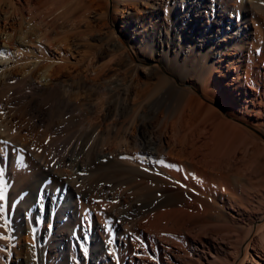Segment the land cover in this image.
I'll return each instance as SVG.
<instances>
[{"label": "bare ground", "instance_id": "6f19581e", "mask_svg": "<svg viewBox=\"0 0 264 264\" xmlns=\"http://www.w3.org/2000/svg\"><path fill=\"white\" fill-rule=\"evenodd\" d=\"M29 1L0 0V185L12 187L10 219H18L12 229L17 237L7 229L8 263L28 247L27 256L36 254L37 263L22 264H103L105 248L115 244V233L129 217L119 211L108 213L105 223L93 219L87 205L97 190L104 200L124 203L134 193L154 191L149 199H131L132 211L141 216L131 228L137 242L128 237L123 243L130 263L134 257L149 264L180 261L183 245L166 242L173 238L166 240L169 221L180 231L193 221L210 228L209 223L223 227L247 219L243 235L224 246V261L264 264V193L254 188L262 202L257 211L251 208L254 213L239 203L238 210L232 208L235 217L225 204L228 196L239 201L229 185L241 177L246 155L258 163L264 158V139L239 122L264 134V0H55L104 19L114 2L117 67L110 77L95 66L100 49L85 56L94 76L81 62L73 64L65 41L59 57L49 34L38 31ZM76 42L74 49L81 50ZM165 92L176 96V120L170 124L156 108ZM33 127L43 130L34 134ZM58 141L66 142L63 151L54 146ZM100 168L126 174L120 191L116 180L113 185L94 178Z\"/></svg>", "mask_w": 264, "mask_h": 264}, {"label": "rangeland", "instance_id": "374dc122", "mask_svg": "<svg viewBox=\"0 0 264 264\" xmlns=\"http://www.w3.org/2000/svg\"><path fill=\"white\" fill-rule=\"evenodd\" d=\"M45 1L48 2V0H30L29 1V4L27 6L30 9L34 10L33 11V19L36 20V23H37L36 25H37L38 31H40L41 33H48L49 36H50V38L52 39V42L54 43V45L57 46L56 48H54L56 50L57 55L60 57V54H62L59 51L60 50V47L62 46V44L64 43V41L67 42V44H70L69 45V47H70L69 49H71L70 50V55H71V60H72L73 64H75L76 62L79 64V62H81L82 70L86 71L88 69L86 71V74L94 76L95 75V73L93 71L94 67H91V65H88L89 60L86 57L88 55H92V53L95 52L97 49L98 50L100 49V51L102 52V55H100L99 59L95 61V63H96L95 66L96 67L98 66V68H99V70L101 72L102 77H103V75H106L108 77H110L111 75H113L114 72H115V70H116V67H117L115 61L112 60L113 39H111V38H113V34H111V33H113L112 32V30H113L112 24H113V16H114V2L110 1L108 18L107 19H104V16L103 17H100L99 15H97V12L96 11L95 12L92 11L89 14L82 15V13L79 12V10H75L73 8H67L66 5H63V7L65 6L63 8L62 7V4L59 5L60 3H57L55 0H49L48 3H46ZM54 2H55V4H54ZM56 3H57V5H56ZM30 6H32V8ZM69 10H71V11H69ZM35 11H36L37 14H34ZM73 11L74 12L76 11V12L74 13ZM80 14H81V16H80ZM37 19H38V21H37ZM123 20H124L123 18L122 19L120 18V22H119L120 25L121 24L123 25V22H124ZM120 25H116L118 31H122L123 30ZM127 25L128 24H124V27H127ZM23 28H26V26L23 25ZM110 34H111V37L108 38V36ZM77 40H78V42H80L82 44V46H81L82 48H80L81 50L74 49V45L73 44L77 43L76 42ZM120 40L124 44L127 43L126 40H125V38H120ZM62 41H63V43H62ZM69 42H71V43H69ZM92 50H94V51H92ZM84 58L87 59L88 61L85 60ZM133 58H134V60L136 62H138V60L141 58V54L136 53V55H133ZM158 65L160 66V64H158ZM75 69L76 68H75V65H74V68H72L73 75H76V70ZM106 76H104V77H106ZM175 97H176L175 94L169 93V92H165V93H163L161 95V97H159V99H158V101L156 103V108L161 109L162 112H163L162 113V121L163 122H167L168 124L173 123L176 120L174 111H172V109L174 108L173 106L176 105V103H175ZM159 105H160V107H159ZM239 122H241L250 132H252L253 134H255L258 138H263L264 139V134L262 133V130L259 127L254 126V125H251L247 121H239ZM39 129H40V127H37V128L36 127H33L32 128V132L34 131L33 133L36 134V132H40V131L43 130L42 128L40 130ZM35 130H36V132H35ZM71 138H72V136H71ZM59 142L61 144H64V145L66 144V142L65 143H62L61 141H58V143ZM58 143L56 144V142H55L54 143L55 145L54 144L53 145L54 146H57L58 145V147L61 148V151H63V148L66 147V145L64 146V145H60V143L59 144ZM246 158L248 160V164L246 166L247 168L244 166L246 169H244V167L242 168L243 169L242 171L244 172V173L242 172V175H244V176L248 175V177L252 176V178L250 177V180L253 179L254 180L253 182H255V183H253L252 181L249 182V178L243 177L242 175L240 177L241 179L239 177H238V179H236L237 178L236 177V178H232L230 180V185H229L230 189H232V191L234 189L235 194H237V199L239 198L238 199L239 201H241L240 199L243 198L242 199V202L243 203L245 202L243 204L242 202L235 201V199H233V200L230 199L228 201L229 196L226 195V196H228V199L225 200V204L227 203V205H228V206L226 205V207L228 208L227 210L230 211L229 213H232L233 215H235V217L237 216L236 210H238V207L241 206L240 204L244 205L245 207L247 205V207L249 208V211H252V213H254V210H252V209L254 208V209H256L255 211H257V208H259V206L261 205V203L264 201V200H261L262 201L261 202L260 199H258L259 198V195H260L259 193L260 192L262 194L264 193V191H263V189H264V185H263V181H264L263 180L264 179V170H263L264 169V158L259 163L257 162L258 160L257 161H253V160H256L253 156H252V159H250L251 158V154L250 153H248L246 155ZM249 160H251V161H249ZM251 162H253V164ZM250 163L252 164V167H251V164ZM260 164H263V165H260ZM254 166H255V168H254ZM248 167H250V168H248ZM249 169H250V171H249ZM106 170H108V169H106V168H100V171H97L98 172V173L96 172L97 174L95 173L96 176L93 174L94 178L96 177L95 179L96 180L98 179V182L99 183L102 182V181L106 183V181L108 182L109 180H111L110 182L116 180V182H117L116 185H115L114 182H112V183H113V185H115V187H118V188L120 187V189L116 190V191H120L122 189L121 188V185H120L121 184L120 182L126 177V174H124L121 171H120L121 173L119 172L120 173L119 174L117 172V171H119V169H117V168L112 169L113 171L112 170L106 171ZM115 170H117V171H115ZM252 170H253V172H251ZM105 171H106V173H105ZM99 172L102 173L101 176H100V173ZM116 172L118 174H116ZM256 172H257V174H256ZM113 174H115V175H113ZM111 175L114 177V179H113V177ZM116 175H117V177H116ZM254 175H255V177H254ZM256 177H259V178H257L258 179L257 181H259L260 183L259 182L257 183V181L255 180ZM245 178H247L248 181ZM99 179H100V181H99ZM234 180L237 181L238 183L237 182L235 183ZM242 182H243V185H245V186H247L248 184H250V185H248L249 187H251V185L253 183V185H252L253 190H255L257 188V189L260 190V192L257 193L258 190L253 191L248 186H247V188L244 187L243 185L240 186V184H242ZM256 183L258 184V185H256L257 187L256 186L253 187L254 184H256ZM130 185L132 186V183ZM237 186H238V188H237ZM258 186L259 187L261 186L262 188L260 187L261 188L260 189ZM11 189H12V187H10L9 185H0V253H2V257H0V264H4V263L7 264L8 261H9V258L7 257V253H6L7 252L6 250H8L7 243H8V240H10V238H8V236H7L8 235V231H9L7 229H10L11 228L10 230L13 233V237H17L18 236L17 235L18 234L17 231L16 230L15 231L12 230V229L15 228V225L18 222V219L13 214H12L13 217H14V218H12L13 220L10 219L11 218L10 217L11 216V213L10 212L12 211L11 209H13L12 207H13L14 200H15L14 195H13V191ZM239 189H242L241 190L242 191V194L241 195L239 194V192H240ZM246 190H247V192H246ZM248 190H250V191H248ZM133 191H134V189L132 188V192ZM139 192H141V190H139L138 193ZM150 192L148 191V194ZM94 193H95V195H93V196H95V197L94 198L92 197L93 199L91 198V202H90V204L88 202V205L87 206H88L89 210H91L90 211L91 212V217L93 219H97L98 220V223H105L106 221H104V220H106L108 218V215L115 214V213H117L119 211H121V213L123 211V214L124 213L125 214H128L127 216L129 217L127 219V222L128 223L126 222L128 225L127 224L126 225H123V227H121L120 229H118L119 231H117L115 233L116 234V239H115V244L112 245L113 247L111 245H109V246L106 247L107 249L105 248V250H104L105 251V253H104L105 256L102 257V263L103 264H120V263L121 264H149L145 258H139V257H134V261L132 263L128 262L130 260L129 259V256H128L129 255L128 253H130V250H128L124 246V244L126 243V240L128 239V237L131 238V239L134 236L137 237V235L135 234L136 233L135 230H133L131 228H133L132 224L135 225V223H137V221L139 220V218H140L141 215L138 217L137 215H139V214L134 213V211H132V209L130 207L131 199L136 194L134 193V195L131 197L130 196L131 192H128L127 195H129L130 197H129V199L127 201H129V203L126 201L125 203H127V204H125L124 201H121V202L118 201L117 202V200H110V199L109 200L108 199H105L104 200L102 198V196H101L102 194H100V192H98L97 190H95ZM97 193H98V197L96 195ZM153 193H154V191H152L149 195L147 193L145 195L149 199V198H151V197L154 196ZM256 193H257V195H256ZM142 194L143 193H140V195L137 194L136 196H145V195H142ZM152 194H153V196H152ZM254 197H255L256 200L253 199ZM249 201L252 202L253 204H250ZM230 203H231V205L233 207L230 205ZM256 204H258L259 206L256 205ZM263 204H264V202H263ZM232 208H234L236 210H234ZM128 210L130 212H128ZM108 213H110V214H108ZM134 214L137 216L138 219L136 218V216ZM132 217H134V218H132ZM4 219L7 220V222H8L9 225L6 224L7 222ZM99 219L102 220V221H99ZM134 219H136V221H134ZM226 219L227 220L229 219V220L228 221L225 220L224 222H222V224H224L226 221H227V223L228 222L230 223V222H232V220L234 218H232V216L229 215ZM16 220H17V222L15 223ZM195 220H197V219H195ZM235 221H236V223H238L239 225H241V227L238 224H237V226L234 225ZM169 222H170V224H169ZM169 222L168 223H164V225L166 224L165 227H166L167 230H165V231H166L167 237H168L166 240L170 239L171 237H173V238H171L170 241L168 240L166 242H169V243L172 242L174 244H178L179 246L181 244L186 249L183 246H180L181 249H182V251H183V252L182 251L181 252L179 251L180 253L178 254V256L180 255L179 257L182 256L181 259H180V261L170 260L171 263H168L167 262L166 264H172V263L173 264H214V263H217V264H228V263H226V260L224 261V259L226 258L224 246L229 245L233 241L234 237L237 236L239 233H240L239 234L240 236L243 235L242 232H244V231L242 229L245 226H247V223H249L247 219H245V220L242 219L240 222H239V220L234 219L233 223L224 224L225 226L227 225V229H225L226 231L228 230L229 233H227L225 230H224L225 232H222L223 230L217 229L218 225H215V222L214 223H209L210 224V228H209V225H207L206 223H204V227H203V223L198 224L201 221H198L197 223H196V221H193L194 223L191 222L192 225H189V223H188L186 225V228L187 229L186 228H183V230L181 229L182 230V233H179L181 230L179 231V228L173 227L172 226V222L171 221H169ZM199 225H200V227H199ZM225 226H223V227L225 228ZM242 226H243V228H242ZM171 227H172V229H171ZM214 227H215V229H214ZM220 227H222V226L220 225ZM220 227H218V228H220ZM223 227H222V229H224ZM238 227H240V228H238ZM173 228H174V230H173ZM188 228H189V230H188ZM169 229H171L172 231L169 230ZM238 229H240L241 231L239 230V232H237V234H235ZM129 230L133 231L134 233H132ZM185 230H188L189 232H187ZM185 232L188 233V234H186ZM169 233H173V235L175 233L176 234V237L178 236L182 240H180L178 237L176 238L175 235L174 236L172 234H171L172 236L169 235ZM225 233L228 234V235H225ZM222 234H224V235H222ZM7 238H8V240H7ZM228 238H230V240ZM136 239L134 237L133 238V241L135 240V242H137ZM172 239L176 240L177 243H176V241H174ZM178 241L180 243H178ZM223 242H225V243H223ZM138 243H139V246L141 247L142 242H139L138 241ZM183 243H185V244H183ZM142 247L141 248H138V253L139 254L142 251L141 249H143ZM27 248L28 247H26L25 250L24 249H21V252H20L21 254L20 255L15 252L16 254L14 253V256L12 257V263L11 264H22V262L25 261V260L30 261L31 263H33V259H34L35 263H37V260L35 259L36 258L35 257L36 254L35 255L32 254L29 257V254H31V253L28 252V249ZM108 248H109V250H108ZM183 248H184L185 251L187 250L186 253L183 250ZM4 250H5V252H4ZM26 252L29 253L28 256H27V253ZM141 254H143V252H141ZM31 257H32V259H31ZM214 257H216V258H214ZM124 258H125V260H124ZM221 260H222L223 263L220 262ZM8 264H10V263H8ZM55 264H58V263H55Z\"/></svg>", "mask_w": 264, "mask_h": 264}]
</instances>
